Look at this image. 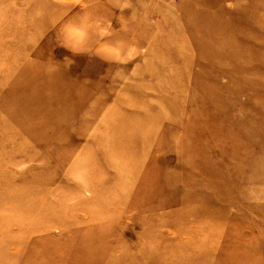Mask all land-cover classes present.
I'll return each mask as SVG.
<instances>
[{"label": "rangeland", "instance_id": "1", "mask_svg": "<svg viewBox=\"0 0 264 264\" xmlns=\"http://www.w3.org/2000/svg\"><path fill=\"white\" fill-rule=\"evenodd\" d=\"M0 264H264V0H0Z\"/></svg>", "mask_w": 264, "mask_h": 264}, {"label": "bare ground", "instance_id": "2", "mask_svg": "<svg viewBox=\"0 0 264 264\" xmlns=\"http://www.w3.org/2000/svg\"><path fill=\"white\" fill-rule=\"evenodd\" d=\"M129 103H130V101H129ZM129 103H128V105H129ZM131 103L134 104L133 102H131ZM131 103H130V105H131ZM135 106L136 105H132L130 107H123V106L122 107L125 108L128 111L129 109H131V108H133ZM139 106H141V105H139ZM148 111L147 112H145V111L144 112H139L140 114L134 113L131 116V113L129 111L127 113H121V109H120V111H118L116 114H113L114 115L113 116V119L110 122H108V123L105 122L106 134H104L103 140H102V142H100V145L103 147V149L105 150V152H106L107 155H108L109 152H113L114 149L115 150H122L120 148L119 149L118 148H115V144L118 143L117 140H121V141L127 142V141H130V140L133 139L132 138V135H131V138H130L126 133H128V134L137 133L138 135L140 134L143 137V139L144 138H147L149 136V133H147V132L145 133V131L142 128V124L144 123V120L143 119H145L147 117ZM137 120H139V121H137ZM120 121H122L123 124L117 126L118 125V122H120ZM130 124L137 125V126L132 130V129H130L131 128L130 127ZM108 127L111 128L110 131L108 130ZM152 133L153 132H151L150 135ZM133 143H134V141H133ZM132 146H135V145H127L123 149L124 150H127V149L130 148L131 154L134 157H137L138 155H140V151L135 154ZM133 156H130V158H129L130 161H133L134 160ZM115 161H117V160H115ZM112 163H113V161H112Z\"/></svg>", "mask_w": 264, "mask_h": 264}, {"label": "built area", "instance_id": "3", "mask_svg": "<svg viewBox=\"0 0 264 264\" xmlns=\"http://www.w3.org/2000/svg\"><path fill=\"white\" fill-rule=\"evenodd\" d=\"M162 3H173V4H176L178 3L180 0H158Z\"/></svg>", "mask_w": 264, "mask_h": 264}]
</instances>
